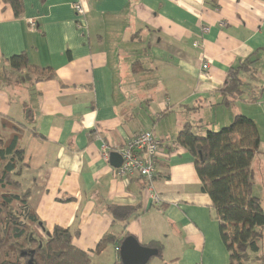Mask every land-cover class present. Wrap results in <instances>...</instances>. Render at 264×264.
<instances>
[{
    "label": "crops",
    "instance_id": "crops-1",
    "mask_svg": "<svg viewBox=\"0 0 264 264\" xmlns=\"http://www.w3.org/2000/svg\"><path fill=\"white\" fill-rule=\"evenodd\" d=\"M24 3L17 18L0 0V68L11 80L0 86V120L25 127L20 180L41 223L71 230L92 264H120L127 234L162 245L154 264H230L194 159L176 140L186 125L204 135L239 115L252 120L260 135L253 192L264 206V0ZM22 53L54 78L11 69ZM247 60L257 62L239 70L243 94L227 106L224 90ZM143 131L162 143L152 184L119 177L110 163ZM110 205L137 212L115 221ZM107 235L116 244L97 253Z\"/></svg>",
    "mask_w": 264,
    "mask_h": 264
},
{
    "label": "trees",
    "instance_id": "trees-1",
    "mask_svg": "<svg viewBox=\"0 0 264 264\" xmlns=\"http://www.w3.org/2000/svg\"><path fill=\"white\" fill-rule=\"evenodd\" d=\"M3 1L10 4L17 18L24 14V0ZM256 62L247 60L233 72L224 90L225 105H231L243 94L239 70L249 69L248 63ZM8 63L11 69L26 71L38 80L54 78L52 69L32 66L25 53L13 56ZM0 126L8 134L2 138L4 132L0 128V264H92L91 255L74 246L75 234L71 230L56 227L49 232L29 203L30 193H18L22 186L13 181L12 175L24 160L20 144L25 127L6 118L0 120ZM176 141L194 159L202 191L212 201L222 240L230 253V264H247L252 256L258 257L264 236V206L253 192L252 164L260 146L257 125L243 115L237 116L231 125L216 132L208 131L206 135L186 125ZM108 211L115 221L124 223L137 212L132 206L119 205H110ZM129 237L127 234L118 242L120 247ZM116 242L115 237L107 235L96 252ZM147 247L157 250L156 257H161L160 243L153 242Z\"/></svg>",
    "mask_w": 264,
    "mask_h": 264
},
{
    "label": "built area",
    "instance_id": "built-area-1",
    "mask_svg": "<svg viewBox=\"0 0 264 264\" xmlns=\"http://www.w3.org/2000/svg\"><path fill=\"white\" fill-rule=\"evenodd\" d=\"M73 9L80 17H84L85 11L81 3L74 4ZM30 24L35 26L34 21H30ZM202 68L206 70L209 65L205 63ZM161 145L162 143L149 131L134 136L120 151L123 163L121 167L115 168L117 176L140 177L152 184L158 172L157 158Z\"/></svg>",
    "mask_w": 264,
    "mask_h": 264
},
{
    "label": "water",
    "instance_id": "water-1",
    "mask_svg": "<svg viewBox=\"0 0 264 264\" xmlns=\"http://www.w3.org/2000/svg\"><path fill=\"white\" fill-rule=\"evenodd\" d=\"M110 163L115 168L121 167L123 163L121 154L111 153ZM119 252L123 264H149L151 259L158 255L157 250L141 245L134 237L125 239Z\"/></svg>",
    "mask_w": 264,
    "mask_h": 264
},
{
    "label": "rangeland",
    "instance_id": "rangeland-1",
    "mask_svg": "<svg viewBox=\"0 0 264 264\" xmlns=\"http://www.w3.org/2000/svg\"><path fill=\"white\" fill-rule=\"evenodd\" d=\"M78 3H81V2H78ZM82 5V4H81ZM83 7V6H82ZM84 9V8H83ZM7 73H5L4 71H3V69H1L0 68V86H6L5 84H3L2 85V83H6V82H10L11 80L9 79V76H7L6 75ZM0 128L2 129V131L4 132V134H2L3 136H2V138H6L7 137V133L5 132V128L3 127H1L0 126ZM207 132L208 131H204L203 133H204V135H206L207 134ZM1 167V166H0ZM0 170H1V168H0ZM21 171H22V166L20 165L19 167H18V169L16 170V172L12 175L13 177H12V179H13V181H15V182H18V183H20V185L22 186V189H20V191H18V193H20V194H24V193H26L27 192V190L24 188V186H23V184H22V182H21V180H20V176H21ZM263 189V188H262ZM8 191L10 192V193H12V192H15L14 191V189H8ZM262 191V190H261ZM260 246H261V251H260V253L258 254L259 256L258 257H255V256H252V258H251V261H249L247 264H264V236H263V239H262V241L260 242ZM156 261H158L157 260V258H155V259H153L152 261H151V264H154Z\"/></svg>",
    "mask_w": 264,
    "mask_h": 264
}]
</instances>
